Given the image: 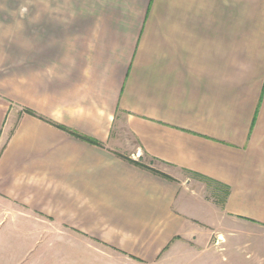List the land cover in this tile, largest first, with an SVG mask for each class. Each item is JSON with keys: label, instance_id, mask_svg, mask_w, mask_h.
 Listing matches in <instances>:
<instances>
[{"label": "crops", "instance_id": "obj_1", "mask_svg": "<svg viewBox=\"0 0 264 264\" xmlns=\"http://www.w3.org/2000/svg\"><path fill=\"white\" fill-rule=\"evenodd\" d=\"M22 11L21 46L0 59V264L35 251L45 264H238L199 243L224 224L259 233L239 263L264 264V15L248 0Z\"/></svg>", "mask_w": 264, "mask_h": 264}, {"label": "rangeland", "instance_id": "obj_2", "mask_svg": "<svg viewBox=\"0 0 264 264\" xmlns=\"http://www.w3.org/2000/svg\"><path fill=\"white\" fill-rule=\"evenodd\" d=\"M29 2L36 3V0H0V59H7L8 55L6 53V50L9 47L20 48V40L23 35L22 5L23 3ZM249 3L253 4V14L264 15V10L258 11V9H260V7L264 5V0H248V4ZM10 40L14 41V43L9 44L5 42ZM126 137L128 145H130L129 147H131V149L135 151V141L132 140L131 136L128 133H126ZM120 150L127 155H130L128 150H124V147L120 148ZM137 154L132 157H138L139 154ZM141 160H143V164H147V162H149L147 158L145 160L142 158ZM219 229L220 231H218L216 235L214 234L212 237L209 236V232H206L207 236L204 238V240L199 241V243H205L206 245H219L218 247L220 248V250H222L221 252H219V255L222 257V259L226 260V263H229V261L231 260L235 261L236 259H238L241 262V260L246 259V256L249 253L246 251L245 245L248 241L254 242L255 238L260 237L259 233L256 232H254V236L244 235L243 232H245V229L240 225L230 226L228 224H224L221 225V227L219 226ZM184 242L196 243L197 241L195 237H191L190 241L185 240ZM110 255H113L112 252ZM110 259L114 258L110 257ZM249 259H254V261H256V264H261L260 261L255 260L257 259V256L253 255V257H250ZM239 261L238 264H240ZM44 262L45 261L42 251H35L30 253L28 264H45ZM66 263L67 261L64 264Z\"/></svg>", "mask_w": 264, "mask_h": 264}, {"label": "trees", "instance_id": "obj_3", "mask_svg": "<svg viewBox=\"0 0 264 264\" xmlns=\"http://www.w3.org/2000/svg\"><path fill=\"white\" fill-rule=\"evenodd\" d=\"M30 113H31V112H30ZM31 114H33V113H31ZM56 126H57L58 128H60L61 130L65 131V132H67V133H69V134H71L72 136H74V137H76V138H78V139H80V140H82V141H85V142L90 143V144H93V145L101 146V144H100L99 142L94 141V140H92V139H89V138H87V137H85V136H83V135L77 133L76 131H73V130H71V129H68V128L63 127V126H60V125H56ZM130 161H131V160H130ZM131 162H133V163H135L136 165H138V166H140V167H143V168H145V169H149V170L153 171L154 173H156V174H158V175H161V176H163V177H165V178H169V177L166 176L165 174L160 173V172H157V171H155V170H152V169H150L149 167H147V166L144 165V164H141V163H138V162H134V161H131Z\"/></svg>", "mask_w": 264, "mask_h": 264}]
</instances>
